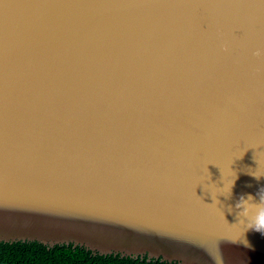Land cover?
<instances>
[{
  "label": "water",
  "instance_id": "1",
  "mask_svg": "<svg viewBox=\"0 0 264 264\" xmlns=\"http://www.w3.org/2000/svg\"><path fill=\"white\" fill-rule=\"evenodd\" d=\"M261 188L264 0H0V241L264 264Z\"/></svg>",
  "mask_w": 264,
  "mask_h": 264
},
{
  "label": "trees",
  "instance_id": "2",
  "mask_svg": "<svg viewBox=\"0 0 264 264\" xmlns=\"http://www.w3.org/2000/svg\"><path fill=\"white\" fill-rule=\"evenodd\" d=\"M10 264H154L155 259L146 261L145 256L130 257L118 254L99 255L82 246L71 243L56 244L47 248L37 242H2Z\"/></svg>",
  "mask_w": 264,
  "mask_h": 264
},
{
  "label": "clouds",
  "instance_id": "3",
  "mask_svg": "<svg viewBox=\"0 0 264 264\" xmlns=\"http://www.w3.org/2000/svg\"><path fill=\"white\" fill-rule=\"evenodd\" d=\"M257 55L260 53L257 52ZM259 178V176H256ZM258 202L255 198L248 194L246 197L244 195L240 196L235 207L240 209L238 213L239 216L247 218V229L259 232L264 235V188H261L258 193ZM231 211V208L229 209ZM241 222V221H240ZM230 243H242L245 247L251 248V245L246 239H240L228 241ZM215 264H226L223 254L217 249L214 254ZM0 264H10L9 260L5 254V246L0 244ZM20 264H26V262L21 261ZM154 264H191V261L187 258L166 260L163 256H157Z\"/></svg>",
  "mask_w": 264,
  "mask_h": 264
}]
</instances>
